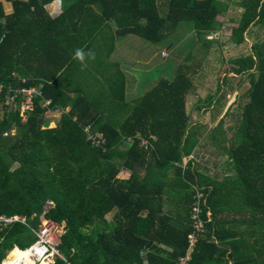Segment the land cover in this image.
<instances>
[{"label": "trees", "instance_id": "16d2710c", "mask_svg": "<svg viewBox=\"0 0 264 264\" xmlns=\"http://www.w3.org/2000/svg\"><path fill=\"white\" fill-rule=\"evenodd\" d=\"M53 1L60 3L55 15L47 8ZM233 5L244 10L229 18L238 25L220 40L219 19ZM108 22L112 35L152 44L186 22L188 42L174 72L155 77L130 103L122 76L106 79L97 114L95 73L93 84L80 79L73 56L82 48L88 59ZM177 44L171 38L168 62L182 53ZM235 47L242 48L224 55ZM212 60L216 85L202 98L197 75ZM245 78L248 99L226 107L230 80ZM0 79L42 90L25 121L0 107V215L27 222L0 225V260L14 245L34 242L44 214L65 227L62 256L49 264H176L187 252L193 194L201 190L204 227L187 264H264V0H0ZM187 95L196 97L190 108ZM67 107L50 127L46 111ZM208 107L219 118L204 135L207 123L191 111ZM98 132L99 146L89 137ZM204 143L220 172L203 166ZM121 170L128 176L118 177ZM22 251L14 247L0 264Z\"/></svg>", "mask_w": 264, "mask_h": 264}, {"label": "crops", "instance_id": "0c3cea01", "mask_svg": "<svg viewBox=\"0 0 264 264\" xmlns=\"http://www.w3.org/2000/svg\"><path fill=\"white\" fill-rule=\"evenodd\" d=\"M3 5L4 11L9 12L10 7L8 4L4 2ZM47 8L49 13L55 15L60 12V3L58 1H53L47 6ZM112 28V23L108 22L107 27L102 29L101 35H97L96 38L94 37L95 90H93L92 96L95 99L93 110L94 113L97 114H99V110L102 107L100 102L103 99V92L107 91V86L105 85L106 79L118 77L117 79L119 80L120 76H122V97L124 101L130 103L140 96L141 93L146 90L152 82H154L155 77H158L161 74L165 75V72L170 74L174 72L176 68V61L174 60V57L170 60L171 62H166V58H164L168 55L172 57L171 45L151 47L148 40L137 34L129 33L123 35H112ZM103 47L106 48L102 49ZM163 50H167L168 55H163ZM158 54L159 56H157ZM152 56L154 58L152 62L155 63V66L158 68L160 73L155 72L151 77L146 78L143 73H147V67H144L143 71L141 69L140 63L142 59L146 60L147 62L148 58ZM126 65L127 67L124 68ZM118 92L119 90L117 89V95ZM124 108H127V106L124 105ZM66 110H68V107L64 110L58 109L60 113ZM115 115V117H112V121H119L122 114L117 113ZM48 118L52 119L49 116ZM52 120L53 121L50 122L51 127L55 126L56 123L54 119ZM99 133L102 134V132H98L96 134ZM128 174V171L121 170L118 172V177L124 178L127 177Z\"/></svg>", "mask_w": 264, "mask_h": 264}, {"label": "built area", "instance_id": "2783aa9c", "mask_svg": "<svg viewBox=\"0 0 264 264\" xmlns=\"http://www.w3.org/2000/svg\"><path fill=\"white\" fill-rule=\"evenodd\" d=\"M167 50H163V55H167ZM27 78L25 76H21L20 80L24 82ZM3 93L2 100L0 101V107H5L7 111H19L23 121H25L27 112L31 111L35 105V98L42 95L41 87L31 84V85H5L0 79V95ZM51 102L50 98H44L42 106H47ZM4 109V108H3ZM84 130L89 132V126H85ZM89 137L93 140L95 145H100L102 141H104V137L101 133L89 134ZM141 144L146 146L147 142L145 140L141 141ZM193 197V205L190 213L192 230L188 234V248L185 255L180 256L176 262V264H187L190 259L191 252L195 246V243L198 239L199 233L202 231L204 227V221L201 218V199L203 197V192L201 190H197L194 192ZM51 201H47V205L45 206V212L51 205ZM208 214V212H207ZM14 221L26 222V217L19 215H0V225L3 226L10 224ZM59 223L47 218L44 214L41 215V223L38 228L35 229L37 238L31 243L29 246L25 248H21L18 245H14V247H18L20 250H28V259L23 256L22 258H18L13 260L9 264H49L52 262L56 255L62 256L59 248L57 238ZM60 233V232H59ZM59 236V234H58ZM57 238V241L55 240ZM10 249V250H11ZM9 250V252H10ZM9 252L0 260V263L9 255ZM27 260L29 263H27Z\"/></svg>", "mask_w": 264, "mask_h": 264}, {"label": "rangeland", "instance_id": "374dc122", "mask_svg": "<svg viewBox=\"0 0 264 264\" xmlns=\"http://www.w3.org/2000/svg\"><path fill=\"white\" fill-rule=\"evenodd\" d=\"M233 7H236V8H234L236 10H234V11L230 10L225 16H223L219 19L220 24L218 25L217 29L219 31V39L220 40H226L231 35V33L234 32V27L238 25V23L235 22L234 19H231L229 21V18L230 17H234V18L240 17V15L242 14V11L244 10L243 8H237L236 5L231 6L230 9H233ZM187 27H188V23L181 22L177 25L175 30L170 34L169 39H164V41H162L160 43H155V44H152V42H149V44L151 47H153V46L162 47L164 45H170L171 38L173 39V37L174 38L177 37L178 42H179V44H177V47H178L177 50L179 52H182L180 54L176 53L174 55V60L177 62L179 57H181L182 54H184L187 50L188 40H187V38L186 39L183 38V37H186L185 32H186ZM241 48L242 47L230 48L229 51L224 53V55L228 56L231 54H236V53H238V51H240ZM167 55H168V53H167ZM157 56H159V54ZM150 58H148L147 62H146V60L142 59V61L140 63L141 69L143 71H144V67H147V70H146L147 73H143V75L146 78L151 77L155 72L160 73L158 71V68L155 66V63L152 62V60L154 59L153 56ZM85 60L87 61V62H85V64L87 65L86 68H84V69L79 68L76 71V73L80 79L87 78V82H88V84H90L92 81H94V76H93L94 75V60H92V59H85ZM166 60H167V62L169 61L168 58H166ZM214 61L215 60L210 61L209 62L210 64L206 65V67L204 65V68L202 70V72H204V73L197 75V82L199 85L198 86V93H199V96L202 98L205 96V93L207 92V90L213 89L216 85L213 80H215L217 78V73H215L214 71H213L214 73H212V71H211L212 66H214V65H212V63ZM126 67H127V65L124 66V68H126ZM213 69H214V67H213ZM89 79L91 82L89 81ZM229 83H230V85L234 86V89H229L228 92L226 93V107L231 102H234L235 100H237V104L240 102L244 103L248 99V97L243 98L242 92L248 87L249 79L245 78L243 81H241L240 79H238V80L231 79ZM91 84H93V82ZM195 101H196V97H194L193 95H187L186 107L189 108ZM210 108L211 107L204 108V109H201L199 111H196V110L191 111V114H192L191 116L194 119L201 120V121H204L207 123L206 124L207 126L205 127V129L202 130V133L204 135L210 130V128H212V126L215 125V123H217V120L219 118V115L216 117H213V114H212ZM235 108H236V106H235ZM46 112H49V114H48L49 117H51L52 119L57 121L56 119H59L60 114H62V112H64V111H62L60 113L58 111V109H54V110H47ZM45 113H44V117H45ZM0 115H1V113H0ZM52 119H50V122L53 121ZM50 125H51V123H49V126ZM207 143L201 144L202 145V154L200 155V160H201L203 166L205 168L209 169L212 173L213 172H220L222 169L217 168L215 166V164L219 163V160H217L215 158V156H214L215 154L213 152H211V150H213V149L209 148L210 145H208ZM119 175H123V174H119ZM111 216H112V213L106 214L107 219H110ZM64 231H65L64 223H59L58 233H57L58 239H60L61 232H64ZM58 234H59V236H58ZM57 238H55L56 241H57Z\"/></svg>", "mask_w": 264, "mask_h": 264}, {"label": "clouds", "instance_id": "9594fccd", "mask_svg": "<svg viewBox=\"0 0 264 264\" xmlns=\"http://www.w3.org/2000/svg\"><path fill=\"white\" fill-rule=\"evenodd\" d=\"M87 58L94 60L95 59V53L92 52L91 50H89V52L87 53ZM73 59H76V60H78L80 62L82 69L87 66L85 64L86 54H85V52H84V50L82 48H77L75 50Z\"/></svg>", "mask_w": 264, "mask_h": 264}, {"label": "bare ground", "instance_id": "6f19581e", "mask_svg": "<svg viewBox=\"0 0 264 264\" xmlns=\"http://www.w3.org/2000/svg\"><path fill=\"white\" fill-rule=\"evenodd\" d=\"M28 254H29L28 250H23L22 253L15 259L22 258L23 256H25L28 259ZM27 263H29L28 260H27Z\"/></svg>", "mask_w": 264, "mask_h": 264}]
</instances>
